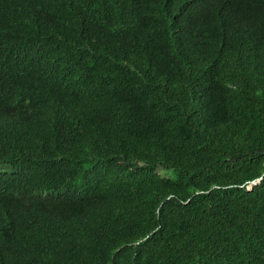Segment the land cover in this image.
I'll return each mask as SVG.
<instances>
[{
	"label": "trees",
	"instance_id": "obj_1",
	"mask_svg": "<svg viewBox=\"0 0 264 264\" xmlns=\"http://www.w3.org/2000/svg\"><path fill=\"white\" fill-rule=\"evenodd\" d=\"M0 264H264V0H0Z\"/></svg>",
	"mask_w": 264,
	"mask_h": 264
},
{
	"label": "rangeland",
	"instance_id": "obj_2",
	"mask_svg": "<svg viewBox=\"0 0 264 264\" xmlns=\"http://www.w3.org/2000/svg\"><path fill=\"white\" fill-rule=\"evenodd\" d=\"M159 172L161 173V174H165L166 172H164L163 170H161V169H159ZM248 188H250V185H248Z\"/></svg>",
	"mask_w": 264,
	"mask_h": 264
}]
</instances>
